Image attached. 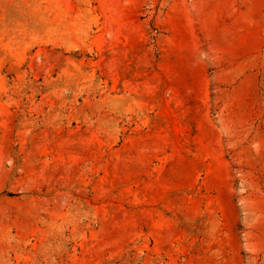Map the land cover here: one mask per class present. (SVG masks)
<instances>
[{"label": "rangeland", "instance_id": "obj_1", "mask_svg": "<svg viewBox=\"0 0 264 264\" xmlns=\"http://www.w3.org/2000/svg\"><path fill=\"white\" fill-rule=\"evenodd\" d=\"M0 264H264V0H0Z\"/></svg>", "mask_w": 264, "mask_h": 264}]
</instances>
